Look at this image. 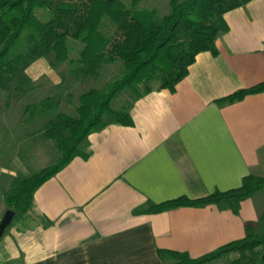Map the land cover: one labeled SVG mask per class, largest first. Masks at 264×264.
<instances>
[{"label": "crops", "instance_id": "crops-1", "mask_svg": "<svg viewBox=\"0 0 264 264\" xmlns=\"http://www.w3.org/2000/svg\"><path fill=\"white\" fill-rule=\"evenodd\" d=\"M224 20L216 56L199 54L174 92L136 101L133 127L92 133L90 158H75L35 192L0 240V264H169L159 251L199 258L242 240L247 224L264 225V192L243 201L238 215L216 206L134 214L264 178V94L218 104L264 81V0Z\"/></svg>", "mask_w": 264, "mask_h": 264}, {"label": "trees", "instance_id": "trees-1", "mask_svg": "<svg viewBox=\"0 0 264 264\" xmlns=\"http://www.w3.org/2000/svg\"><path fill=\"white\" fill-rule=\"evenodd\" d=\"M253 0H170V13L159 17L156 10L129 8L123 0H58L47 20L38 16L46 0H0V101L7 107L32 88L27 75L30 66L48 59L53 68L69 63L70 74L80 82L98 80L102 71L120 64L121 75L103 89L90 88L77 96L75 116L60 112L59 96H49L27 105L28 121L45 119L39 130L52 141L60 156L39 173L15 179L5 194L6 210L14 219L29 210L35 192L66 168L75 158L87 161L92 155L88 137L109 124L133 127L131 108L154 90L175 91L196 57L204 52L217 55L216 41L228 32L224 15ZM108 22L112 32L103 31ZM82 44L76 60H70L68 41ZM264 94V81L218 101L229 105L247 96ZM123 96L120 108L113 103ZM264 192V178L247 176L239 188L190 199L179 197L137 209L134 214H159L180 208L216 206L239 214L243 201ZM5 213V212H4ZM5 229L0 240L14 222ZM246 235L210 254L191 258L185 253L159 251L171 264H212L238 255L231 264H264V225L247 224Z\"/></svg>", "mask_w": 264, "mask_h": 264}, {"label": "rangeland", "instance_id": "rangeland-1", "mask_svg": "<svg viewBox=\"0 0 264 264\" xmlns=\"http://www.w3.org/2000/svg\"><path fill=\"white\" fill-rule=\"evenodd\" d=\"M123 1L129 8H132V0ZM57 2L58 0H46L45 6L39 10L38 16L43 20L49 19ZM137 9L156 10L158 16L162 18L170 13V0H139ZM102 28L105 33L110 34L112 32L107 21L103 23ZM68 46L70 60L74 61L78 58L83 46L80 42L72 39L68 41ZM73 68L69 63L53 68L48 59H40L27 70L32 85L28 94L18 100L12 98L8 107L5 100L0 101L1 218L6 211L4 197L11 189L12 182L15 179L33 176L44 168L52 166L60 156L55 144L44 139L39 132L45 119L37 118L28 121L27 116L24 115L25 107L31 103L40 102L49 96H59L61 103L57 110L75 116L77 96L80 93L90 88L103 89L108 82L120 76L122 72L120 63L105 68L97 81L88 79V81L80 82L70 74ZM123 98V96L118 98L112 107L114 109L120 108ZM17 221L18 218L16 217L13 224ZM230 259L234 260L232 256H228L225 263L231 264Z\"/></svg>", "mask_w": 264, "mask_h": 264}, {"label": "water", "instance_id": "water-1", "mask_svg": "<svg viewBox=\"0 0 264 264\" xmlns=\"http://www.w3.org/2000/svg\"><path fill=\"white\" fill-rule=\"evenodd\" d=\"M15 216L12 210H6L0 221V237L3 235L5 229L11 224Z\"/></svg>", "mask_w": 264, "mask_h": 264}]
</instances>
